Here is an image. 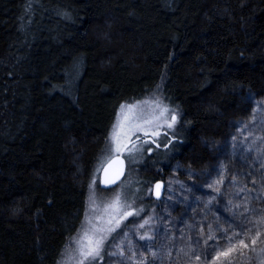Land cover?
<instances>
[{"label":"trees","instance_id":"16d2710c","mask_svg":"<svg viewBox=\"0 0 264 264\" xmlns=\"http://www.w3.org/2000/svg\"><path fill=\"white\" fill-rule=\"evenodd\" d=\"M153 96L176 111L173 131L128 158L118 186L99 189L95 168L120 106ZM250 96L264 97V0H0V264H61L92 188L120 190L144 218L163 200L149 194L154 182L176 165L201 172L217 161ZM174 203L183 219L203 216L189 225L192 243L207 225L217 246L219 222L218 234L248 245L236 264L255 260L264 231L253 246V227L225 224L223 194L197 188Z\"/></svg>","mask_w":264,"mask_h":264},{"label":"rangeland","instance_id":"374dc122","mask_svg":"<svg viewBox=\"0 0 264 264\" xmlns=\"http://www.w3.org/2000/svg\"><path fill=\"white\" fill-rule=\"evenodd\" d=\"M156 101L167 106L156 96L145 97L130 103H123V105H137V112L143 111L150 113ZM249 101L251 103L249 115L246 119L238 123L233 135L229 139L228 146L222 150V154L218 156L217 161L201 172H194L180 165H176L164 180L165 193L163 194L162 202L159 205L157 203L153 204L144 218L128 217L121 222L120 228L112 233L107 242L104 264H131V261L127 259L131 255L127 250V240H132L133 242V250L137 252L136 259H140V254L143 253L147 257V264H198L195 255L199 254L206 260V264H213V257L216 255V252L218 250H226L230 246L227 237L223 233L218 234V230L220 229L219 222L214 232V237H212L217 240V246L212 247L210 241L207 239L210 230L207 225H204L206 233L202 235V232L199 230L194 234V239L196 240L192 243V237L188 234L189 225L197 228L196 223L199 222L198 220H203V216L191 217V220L187 217L183 219L180 214H175L173 211L178 207L174 203L177 197H183L188 200L191 198L192 192H195L197 188L205 189L212 195L216 194L218 198L223 194L232 203L231 212L225 224L229 223L236 227H253L256 231H264V224L258 223L261 218H264V209L257 212V214L253 213L251 209L252 205L255 207L254 200L258 198L264 200V97L255 98L250 96ZM127 111L126 108L122 110L120 106L118 113ZM119 118L117 115V120ZM173 129H165L164 131L169 134ZM140 136V143L143 144V149H145V146L147 150L156 146V143H151L152 137H145L142 133H140ZM154 139L160 141L159 137ZM225 141L219 143L213 142L209 146L219 150ZM110 146L111 142L107 149ZM105 155L106 150L101 154L95 168V179H98V173L101 167H99V170L97 169L102 157ZM122 156L128 161L127 153H124ZM221 177H223L222 183H214V181L220 180ZM209 184H213V187L209 188ZM149 191L151 195V189ZM91 192V197H94V203L91 199L90 214L86 218L84 227L83 229L81 227L75 240L79 239L86 229H90L91 225L107 226L106 222L112 210L106 209V205L114 201L117 193H120L121 196L120 190H115L111 197L100 195L95 188H92ZM104 200H106V204L100 209V205L96 204L102 203ZM121 202H123L122 197ZM257 205L259 207L258 203ZM246 208L248 211H245ZM123 210L131 211L128 209ZM211 215L214 216V214ZM97 216L101 217V219L97 220ZM240 216L251 218L252 225L243 222ZM148 218H151L149 224L144 229H139L137 226ZM89 221H91V225ZM170 225H175L172 229L176 234L174 232H167V228ZM124 232H128L129 234L124 244L125 256L112 257L107 255L124 238ZM145 232H149L152 235L153 239L151 241L139 240V235H143ZM75 240L72 242L71 249L76 247ZM240 248L241 246L237 244L236 250L229 254L234 255V260H223L225 259L223 258L221 264H236V260L242 257ZM149 249H151V252L156 253L155 257L151 255ZM261 249H264V240L252 252L255 260L251 261L248 259L245 264H264V256H258ZM169 258L170 261L168 260ZM64 261L61 264H64Z\"/></svg>","mask_w":264,"mask_h":264},{"label":"snow or ice","instance_id":"6c2138e0","mask_svg":"<svg viewBox=\"0 0 264 264\" xmlns=\"http://www.w3.org/2000/svg\"><path fill=\"white\" fill-rule=\"evenodd\" d=\"M127 109V112L118 113L120 117L116 123L113 125V131L111 135V146L106 149V155L102 157L99 167H103L105 173V184H113L115 181L119 180L121 175L124 174V160L121 159V155L127 153L129 159H132L136 154L142 153L143 144L140 143L141 136L140 133L145 137H152L151 143H156L154 138L167 136L165 129L171 130L175 127L177 122V113L175 110L162 105L159 101H156L153 105L152 111L150 113H145L143 111H136L137 105L128 104L121 105V109ZM170 117V118H169ZM147 143V141H145ZM172 141L169 140V144ZM159 147V144H156ZM167 148L168 145L166 144ZM149 153L152 151L151 148L148 149ZM223 182V177L220 180L214 181V183L219 184ZM91 187V186H90ZM162 185L157 182L154 186L155 195L157 198L160 197ZM209 188L213 187V184L208 185ZM219 191V189H217ZM94 203V197L91 198ZM239 207V206H236ZM132 208L131 211H124L123 209ZM106 209H111L112 212L109 214V218L106 222L107 226H96L91 225L90 229H86L79 239L75 240L76 247L70 249L66 253L64 264H96L98 260H103L105 250L107 248V242L111 237L112 233L116 232L121 226V222L126 220L128 217H137L143 211V209L136 210L133 205L128 204L126 201L121 202L120 193L116 194L114 201L106 205ZM245 211H248L246 208ZM97 220L101 217L97 216ZM151 218L145 219L143 223L139 224L137 227L139 229H144L146 225L149 224ZM258 223L264 224V218H261ZM252 229H249L251 231ZM128 232H124L119 243L115 245V249L108 252L107 255L115 257L125 256V240L128 237ZM261 237L259 231L256 232V237L252 238V245L254 246L258 239ZM211 238V237H210ZM153 239L149 232H145L143 235H139L140 241H151ZM229 248L226 250H218L216 255L213 257V264H221L222 258H228L229 254L236 250L237 245L231 244L233 237H229ZM239 246L248 247L244 239L238 241ZM127 250L131 253L127 257L131 264H147V257L140 254V259H136L137 252L133 250L132 240H127ZM151 252V249H149ZM255 251V248H253ZM153 257L156 256L155 252H151ZM258 256H264V249H261ZM197 262L201 260L200 255H195Z\"/></svg>","mask_w":264,"mask_h":264},{"label":"water","instance_id":"95a60500","mask_svg":"<svg viewBox=\"0 0 264 264\" xmlns=\"http://www.w3.org/2000/svg\"><path fill=\"white\" fill-rule=\"evenodd\" d=\"M121 159L124 160V174L121 175L120 179L115 181V183H113V184H105L104 183V180H105L104 169H103V167L100 168L99 173H98V187H99V189H101V190H111V189L115 188L116 186H118L122 182V180L125 178L126 170H127V161L122 155H121ZM157 182H160L161 185H162V187L160 189L161 195H160L159 198L156 197L155 188H154V186H155V184ZM164 190H165V184H164V182L162 180H157L156 182H154L153 185H152V189H151V197H152V199L156 200V201L160 200L162 198L163 194H164Z\"/></svg>","mask_w":264,"mask_h":264}]
</instances>
